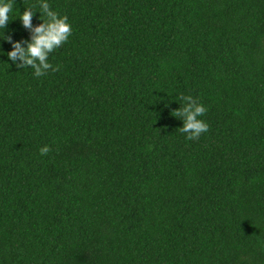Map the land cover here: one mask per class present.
Listing matches in <instances>:
<instances>
[{
  "label": "trees",
  "instance_id": "16d2710c",
  "mask_svg": "<svg viewBox=\"0 0 264 264\" xmlns=\"http://www.w3.org/2000/svg\"><path fill=\"white\" fill-rule=\"evenodd\" d=\"M47 3L58 71L7 56L39 0L0 28V264H264V0Z\"/></svg>",
  "mask_w": 264,
  "mask_h": 264
},
{
  "label": "clouds",
  "instance_id": "9594fccd",
  "mask_svg": "<svg viewBox=\"0 0 264 264\" xmlns=\"http://www.w3.org/2000/svg\"><path fill=\"white\" fill-rule=\"evenodd\" d=\"M14 0H0V28L5 29L9 22V14L13 11ZM39 12L41 23L33 26L32 7L25 8L19 15L24 28L31 30L30 41H25L26 46H22L19 41H13L11 36H4V39L12 43V50L7 53L12 62L19 60L18 68L31 67L34 70V76L41 77L49 70L55 72L59 70V65L53 67L49 61L50 53L60 48L68 41L72 34V26L68 22L67 15H59L51 9L47 0H39ZM46 17L42 19L41 17ZM180 100L183 102L181 107L173 110V116L183 120V125L179 131L186 134L187 140H198L203 133L209 130V125L202 117L207 108L199 103L190 95L181 94ZM41 155H47L51 148L47 145L40 149Z\"/></svg>",
  "mask_w": 264,
  "mask_h": 264
}]
</instances>
